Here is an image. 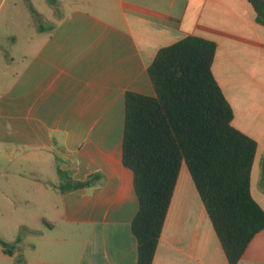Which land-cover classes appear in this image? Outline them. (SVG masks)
Returning <instances> with one entry per match:
<instances>
[{
    "label": "crops",
    "instance_id": "obj_1",
    "mask_svg": "<svg viewBox=\"0 0 264 264\" xmlns=\"http://www.w3.org/2000/svg\"><path fill=\"white\" fill-rule=\"evenodd\" d=\"M49 4L60 12L56 23L0 91V147L47 162L58 181L44 218L47 262L37 264H137L130 226L138 200L122 163L124 97L154 96L148 66L186 37L215 44L211 72L231 125L257 145L250 193L264 211V26L247 0ZM58 171L72 181L97 178L60 191ZM152 264H229L184 164ZM236 264H264V229Z\"/></svg>",
    "mask_w": 264,
    "mask_h": 264
},
{
    "label": "trees",
    "instance_id": "obj_2",
    "mask_svg": "<svg viewBox=\"0 0 264 264\" xmlns=\"http://www.w3.org/2000/svg\"><path fill=\"white\" fill-rule=\"evenodd\" d=\"M247 1L264 26V0ZM214 53L212 41L183 38L160 49L148 66L154 96L125 93L122 163L132 172L138 200L130 226L137 264L153 263L182 164L229 264H236L264 229V211L250 193L257 145L231 125L232 109L211 72ZM58 175L60 191L89 187L97 178L72 181L64 172Z\"/></svg>",
    "mask_w": 264,
    "mask_h": 264
},
{
    "label": "rangeland",
    "instance_id": "obj_3",
    "mask_svg": "<svg viewBox=\"0 0 264 264\" xmlns=\"http://www.w3.org/2000/svg\"><path fill=\"white\" fill-rule=\"evenodd\" d=\"M49 3L5 0L0 6V91L56 23L60 12L54 13ZM57 182L47 162L0 147V240L5 243L0 244V264L47 262L52 241L44 218L56 198Z\"/></svg>",
    "mask_w": 264,
    "mask_h": 264
}]
</instances>
